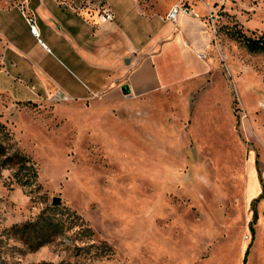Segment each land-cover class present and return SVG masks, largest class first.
I'll list each match as a JSON object with an SVG mask.
<instances>
[{"label": "rangeland", "instance_id": "374dc122", "mask_svg": "<svg viewBox=\"0 0 264 264\" xmlns=\"http://www.w3.org/2000/svg\"><path fill=\"white\" fill-rule=\"evenodd\" d=\"M25 1L0 0V140L37 175L0 163V264H264V52L235 36H264V0H139L197 4L213 34L209 75L149 95L95 93L71 11L41 30Z\"/></svg>", "mask_w": 264, "mask_h": 264}, {"label": "crops", "instance_id": "0c3cea01", "mask_svg": "<svg viewBox=\"0 0 264 264\" xmlns=\"http://www.w3.org/2000/svg\"><path fill=\"white\" fill-rule=\"evenodd\" d=\"M39 1L44 17L41 30L48 27L60 33L55 25L65 23L63 12L71 11L66 18V41L78 58L76 65L80 64L97 85L95 93L125 94L123 85L128 84L131 95H149L200 80L214 68L212 29L206 13H201L203 7L197 4L179 1L190 5L199 16L181 13L175 22L167 14L179 3L176 1L165 13L148 9L139 0ZM31 4V0L25 1V5ZM13 7L26 15V6ZM104 9L114 17L103 20ZM45 90L64 95L61 90Z\"/></svg>", "mask_w": 264, "mask_h": 264}, {"label": "trees", "instance_id": "16d2710c", "mask_svg": "<svg viewBox=\"0 0 264 264\" xmlns=\"http://www.w3.org/2000/svg\"><path fill=\"white\" fill-rule=\"evenodd\" d=\"M235 36L244 41L251 52H264V36L254 38L247 36L241 31H237ZM3 128V127H1ZM0 163L6 167L15 168V176L22 185H30L36 178L37 173L34 165L28 160V158L19 151L8 152V147L0 140ZM261 181L264 186L263 178ZM256 214V213H255ZM56 224L52 221L47 222L41 227L34 228L35 232L30 233L27 229L23 228L27 238L31 241H36L39 236L44 240H49L51 236L56 232ZM41 242L40 244H42Z\"/></svg>", "mask_w": 264, "mask_h": 264}, {"label": "built area", "instance_id": "2783aa9c", "mask_svg": "<svg viewBox=\"0 0 264 264\" xmlns=\"http://www.w3.org/2000/svg\"><path fill=\"white\" fill-rule=\"evenodd\" d=\"M181 13L187 14V15L194 14L196 16H199V13L195 12L194 9L190 5L183 3V2H179V3L175 4L172 7V9L169 11V13L167 14V18L176 22ZM113 17H114V15L109 9H104V11L101 13V18L103 20H110ZM210 18L213 21H215L214 14L212 12L210 13ZM29 20L31 22L32 32L36 36L39 35V29H38L37 24L34 22V20H35L34 17L33 18L30 17ZM247 238H248V235H247Z\"/></svg>", "mask_w": 264, "mask_h": 264}, {"label": "water", "instance_id": "95a60500", "mask_svg": "<svg viewBox=\"0 0 264 264\" xmlns=\"http://www.w3.org/2000/svg\"><path fill=\"white\" fill-rule=\"evenodd\" d=\"M123 90H124V92L126 93V94H129L130 93V87H129V85L128 84H124L123 85ZM61 202V197H55L54 198V203H56V204H59Z\"/></svg>", "mask_w": 264, "mask_h": 264}]
</instances>
